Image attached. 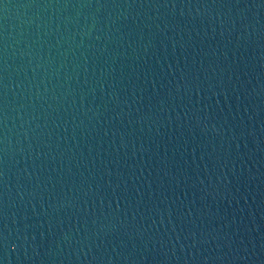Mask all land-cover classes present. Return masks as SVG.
I'll return each mask as SVG.
<instances>
[{
  "label": "water",
  "instance_id": "1",
  "mask_svg": "<svg viewBox=\"0 0 264 264\" xmlns=\"http://www.w3.org/2000/svg\"><path fill=\"white\" fill-rule=\"evenodd\" d=\"M0 264H264V0H0Z\"/></svg>",
  "mask_w": 264,
  "mask_h": 264
}]
</instances>
